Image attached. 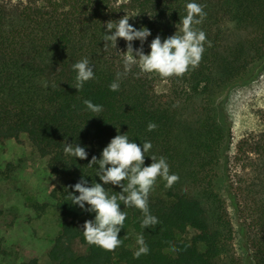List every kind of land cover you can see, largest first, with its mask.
Listing matches in <instances>:
<instances>
[{"label": "trees", "instance_id": "1", "mask_svg": "<svg viewBox=\"0 0 264 264\" xmlns=\"http://www.w3.org/2000/svg\"><path fill=\"white\" fill-rule=\"evenodd\" d=\"M189 2L203 6L206 16L196 27L211 42L205 43L199 66L166 79L168 88L158 91L156 82L165 79L133 65L119 90L111 91L117 73L125 71L124 53L119 38L116 48L104 49V33L111 34L106 23L128 15L149 29L142 46L148 54L157 35L163 41L179 29ZM84 58L94 79L78 91L72 65ZM263 69L264 0H0V151L25 134L58 180L50 196L63 221L47 253L50 264H241L220 187L225 180L220 163L230 138L222 96ZM84 100L103 111L92 113ZM149 123L155 130H147ZM117 132L141 148L151 142L146 155L165 157L179 181L166 188L157 178L148 199L159 221L155 227L142 228V212L120 205L127 213L118 234L122 243L109 252L86 243L77 218L94 220L95 213L72 204L69 193L79 195L73 186L82 177L89 187L92 181L102 183L98 165L88 163L101 157ZM66 142L84 147L87 159L66 154ZM255 151L249 243L254 264H264V131ZM151 163L146 156L145 166ZM104 187L110 194L122 191ZM227 193L235 203L231 189ZM138 234L149 248L139 259L134 257Z\"/></svg>", "mask_w": 264, "mask_h": 264}, {"label": "rangeland", "instance_id": "2", "mask_svg": "<svg viewBox=\"0 0 264 264\" xmlns=\"http://www.w3.org/2000/svg\"><path fill=\"white\" fill-rule=\"evenodd\" d=\"M129 23L141 29L132 17ZM132 45L138 49V40ZM120 47L122 52L127 50L123 39ZM169 84V80H158L156 89L165 90ZM222 100L230 138L220 163L219 173L225 179L220 187L234 228L235 253L241 264H254L249 243L253 232L251 189L258 162L255 150L264 131V69L254 79L230 87ZM46 162L25 134L20 141L8 140L0 151V264H50L47 253L63 217L50 196L58 180ZM227 189L235 195V203ZM88 220L77 218L81 225Z\"/></svg>", "mask_w": 264, "mask_h": 264}, {"label": "clouds", "instance_id": "3", "mask_svg": "<svg viewBox=\"0 0 264 264\" xmlns=\"http://www.w3.org/2000/svg\"><path fill=\"white\" fill-rule=\"evenodd\" d=\"M186 10L187 14L180 18V27L175 34L163 41L157 35L149 45L148 54L144 53L142 46L151 35L149 29L146 27L135 29L129 23L128 15L118 21L109 20L106 23V28L111 34L104 33L102 39L105 42L104 49L107 50L110 46L116 48L118 38L123 39L127 44V50L123 52L125 71L117 73V79L109 85L111 91L119 90L122 75L130 71L133 65L138 66L142 73H155L162 79L183 77L190 68L195 69L199 66L205 52V43L211 46V42L207 41L206 33L196 27L203 22L206 13L203 6L196 2L187 3ZM135 40L141 42V47L134 50L132 42ZM72 67L76 72L74 88L80 91L86 82L94 79V71L87 58L76 62ZM83 103L92 113L98 114L103 111L101 105H95L90 100H84ZM155 128V123H149L147 130L153 131ZM117 133L103 148L101 157L97 159L93 156L88 163L89 167L98 165L96 176L102 183L92 181L89 187L86 186L87 180L82 177L73 186V192H78L79 195L69 193L72 204L78 205L82 210L95 213L94 220L85 221L83 225L86 243L109 252L114 251L122 243L118 234L124 228L127 213L121 210L120 205L123 204L124 208L134 207L142 212V228L155 227L159 221L151 215L148 199L157 178L166 182V188H171L179 181L177 174H170L165 157L161 156L157 159L155 155H146L152 148L151 142H144L141 148L137 143L130 141L126 133ZM64 151L81 160L87 159L88 156L85 148L78 144L66 142ZM146 156H150L152 160L148 166H145ZM104 185L118 186L122 191L110 194ZM85 204L89 206L87 209ZM136 243L139 247L134 252V257L139 259L141 255L148 254L149 248L143 234L137 235Z\"/></svg>", "mask_w": 264, "mask_h": 264}]
</instances>
